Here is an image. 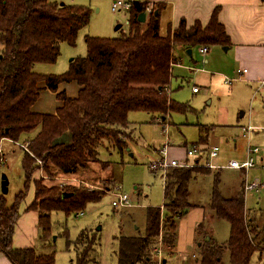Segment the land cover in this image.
Wrapping results in <instances>:
<instances>
[{"label":"trees","instance_id":"16d2710c","mask_svg":"<svg viewBox=\"0 0 264 264\" xmlns=\"http://www.w3.org/2000/svg\"><path fill=\"white\" fill-rule=\"evenodd\" d=\"M148 5V1H133L127 10V33L113 38L86 35L85 56L73 58L60 74H42L33 70L34 65L55 62L60 43L73 45L77 31L89 22L90 10L55 0H0V141H17L21 134L37 130L28 140L27 150H23L24 190L15 195L9 207L0 196V252L12 264H54L52 251L40 253L32 247L12 246L19 204L32 175L40 169L52 175L71 174L91 163H101L98 150L105 142L122 150L125 144L117 137L129 126V111H146L162 118L172 111L187 109L176 103L168 90L175 64L173 47L207 48L229 43L218 20L217 6L205 25L195 21L186 27L181 18L174 29L169 27L166 33H161L159 16L163 4H152L145 22L137 20ZM70 81H76L80 87L77 96L69 98L63 91L58 92L62 105L55 114L31 111L38 97L39 82L56 91L59 83ZM66 131L71 134L68 145L58 142ZM197 172L210 173L206 167L167 169L164 204L145 209L143 234L126 236L120 229L116 237L117 264L153 262L158 238L165 252L172 253L178 223L193 208L188 202V184ZM31 182L33 199L26 209L37 212L44 240L51 212L77 213L86 203L98 201L102 196L82 186H46L33 179ZM218 183L216 173L209 208L228 222L229 237L220 244L198 224L195 263L223 264L221 255L226 250L231 264H250L253 254L264 248V221H260L263 215L257 218L247 215L241 185L234 196L224 198ZM84 235L82 232L78 241ZM86 258L88 255L78 251L74 264H90Z\"/></svg>","mask_w":264,"mask_h":264},{"label":"rangeland","instance_id":"374dc122","mask_svg":"<svg viewBox=\"0 0 264 264\" xmlns=\"http://www.w3.org/2000/svg\"><path fill=\"white\" fill-rule=\"evenodd\" d=\"M55 1L89 9V22L77 31L73 45L60 43L59 55L55 62L36 63L33 70L37 73L60 74L66 71L73 58L85 56L86 35L113 38L128 31V11H111L113 0ZM148 7L152 9V5ZM165 23L162 20L161 33H166L170 27L166 28ZM210 49L214 52L208 66L203 63V56L198 48L193 47L190 57L185 48L173 47L174 55L179 56V66L176 64L173 67L169 94L176 103L187 106V109L172 111L162 117L163 119L146 111H129V126L117 137L125 147L119 150L111 146V143L105 142L98 150L101 163L92 164L94 171H89L85 176L81 175V179L76 178L71 183H55V176L42 169L32 175L25 196L19 204V213L24 204L33 199L32 179L33 182L36 180L46 186H82L102 193V196L98 201L86 203L77 213L51 212L46 239L44 240L42 230L37 224L36 234L29 242L30 247L40 253L52 251L54 264H74L78 251L88 255L86 260H89L90 264H117L116 237L120 229L126 236L143 234L145 209L164 204V177L160 171L153 172L148 167L149 159L157 156V151L163 145H170L167 150L168 158L178 160H184L186 157L185 149H192L193 146L199 150L208 149L216 145L219 147L218 156L211 162L219 169L207 168L209 174L197 172L196 177H192L188 184V202L195 208L180 219L174 250L167 254L158 238L153 262L148 264H162V260H165L164 264H196L198 254L194 230L198 224H202L216 242L223 244L227 241L230 229L228 222L218 218L208 207L214 173H219L218 190L225 197H230L238 191L240 178L247 182L256 180L260 187L256 191L245 192V204L250 209L264 210V169L261 167L264 165V91L261 90L259 81L246 80L245 73L222 72L233 69L232 50L225 51L223 46H210ZM210 52L207 54L208 58ZM190 66L197 69L200 66L205 71L191 72L185 69ZM257 71L260 72L261 68H257ZM193 86L198 92L192 91ZM242 112L243 115L240 116ZM247 126H251L253 130L243 136L242 127ZM32 136V132L23 133L16 142L18 145L24 144ZM249 145L257 147L259 152L253 156L254 167L247 171L240 170L245 173L240 177L239 170L228 169L226 165L230 160H244ZM1 146L5 161L3 164L0 162V196L9 207L13 204L15 195L24 190L25 178L21 167L24 151L9 140L1 142ZM187 162L188 166L193 167L192 158L189 157ZM104 163H108V166ZM3 180L6 181L5 193L1 191ZM115 189L127 194L130 201L137 205L127 208L112 206L114 197L111 192ZM78 213L81 215L77 216ZM260 218L263 222L264 213ZM82 232H85V235L78 241L77 238ZM221 259L223 264H231L226 250L223 251ZM250 264H261L258 252L253 254Z\"/></svg>","mask_w":264,"mask_h":264},{"label":"crops","instance_id":"0c3cea01","mask_svg":"<svg viewBox=\"0 0 264 264\" xmlns=\"http://www.w3.org/2000/svg\"><path fill=\"white\" fill-rule=\"evenodd\" d=\"M132 1H141V2L148 1L149 5L155 3L163 4V8L160 10V16H159L160 25L163 20L164 22H166L165 23L166 28L167 26H170L171 29H174L178 25V22L181 18L185 20L186 27L191 26L195 21H199L202 25H205L210 18L212 10L216 6L219 7L218 20L224 26L225 32L229 37L228 45H224L223 47L225 51L226 50L233 51L232 55L235 61L231 63V66L233 68L232 70L228 72L227 71L226 72L222 71V72L235 74V73H239L238 72L239 69L242 70L246 69V71L244 72L246 80L259 81L260 79L264 78V55H262L264 53V0H132ZM145 20H146V16H145ZM213 46H219V45H213ZM194 47L200 50V47L202 46H194ZM192 49L193 47L185 48L186 54L190 57H191ZM206 49L207 51L201 54L203 56L202 57L203 63H206L209 66L214 50L211 51L210 46L207 47ZM208 52H210L209 58L207 56ZM172 53L175 58L174 65H176L177 61L179 60V56L178 57L175 56L173 50ZM177 66H179V64H177ZM234 66L236 67L237 71L236 69L234 70ZM259 67L261 68L260 72L257 71V68ZM185 69H188L191 72L197 70L205 71L204 68L200 66L198 69L191 66L185 67ZM239 74H243V73H239ZM38 87H39L38 97L35 100V102L32 104L30 109L32 112L43 113V114H55L56 110L59 107H61L62 101L57 97L58 92L63 91L67 97L74 98L77 96V93L80 89L76 81L59 83L57 85L56 91H51L50 89L46 88L44 82H39ZM194 87L195 86L192 87V91ZM193 92L195 93L198 92V89L197 91H193ZM241 115H243V112L242 114H240V116ZM36 131L37 130L32 131L33 136L35 135ZM243 133L246 135L247 132L243 131ZM32 137H30V139ZM6 140L9 139H3L1 140V142ZM58 142L64 143L66 145L70 144L71 142L70 132L69 131L64 132L58 138ZM13 150L14 149H12V151ZM217 156L215 158H217ZM261 160L263 159L261 158ZM92 164L95 163H91L88 168L79 170L76 173H71V174L55 173L54 174L55 180L53 181L55 183H61V182L71 183L74 180H76V178H80L81 175L85 176L89 173V171H94L91 168L93 166ZM263 166L264 165L261 166L262 169H264ZM217 174L219 178V173ZM239 174H241L240 177H242V174L245 175V173L241 171ZM245 181H246L245 179L240 178L238 183L239 184L238 191L241 188L240 185L242 186L243 197L245 196V192H248V191H244L243 189V183ZM236 193L237 191H235V193L231 196H234ZM189 194L190 192H188V197ZM221 196L224 198H228L223 196L222 194ZM30 202L24 204L22 210L19 213V217L15 223V227L12 235V246L15 248L30 247L31 245L29 242L32 240V236H35L37 231L38 214L36 211H32V210L28 211L26 209L27 206L30 204ZM244 206L247 215L249 214L250 216L257 218L259 214L263 215L264 213V210L261 209L254 210L248 208L245 204V198H244ZM208 207H209V203H208ZM193 208H195L194 205ZM194 241H196L195 237H194ZM195 247H196V242H195ZM0 264H12V263L0 252Z\"/></svg>","mask_w":264,"mask_h":264},{"label":"built area","instance_id":"2783aa9c","mask_svg":"<svg viewBox=\"0 0 264 264\" xmlns=\"http://www.w3.org/2000/svg\"><path fill=\"white\" fill-rule=\"evenodd\" d=\"M133 3L132 0H113L111 3V11L115 12L117 10L123 9V10H129L131 4ZM145 14H149L151 12V9L149 7L146 8L144 11ZM201 53H205L207 51L206 47H200L199 50ZM246 69L238 70L239 73H244ZM260 82V88L262 91H264V78L259 80ZM193 91H197V88H193ZM252 130L251 126L242 127V131L249 133V131ZM245 136V134H244ZM10 140V139H9ZM1 142V141H0ZM11 143H13L15 146H18L20 149L27 150L28 141L26 143L18 145L16 141L10 140ZM170 145H163L162 148H160L157 151V156H154L149 159L148 161V167L153 171H160L162 176L165 178L166 171L168 168L171 167H190L188 166V158H192L194 160V164L192 166H200V167H206L209 169H219V167L211 162L212 159H214L219 151V147L214 145L211 146L208 149H198L196 146H193L192 149H185V155L186 157L184 160H178L176 158H168L167 150ZM248 149L246 150V157L242 161L237 160H230L226 167L236 170H243L247 171L248 169L252 168L254 166V154L258 153L257 147L248 146ZM5 161V158L2 153V147L0 144V162ZM264 168V166H263ZM259 183L255 180L252 182L245 181L243 184L244 191H251V190H257L259 188ZM117 188V187H116ZM118 189H115L113 192H111V195L114 197V199L111 201L112 206L119 207V208H127L135 206L132 201H130V198L127 194L121 193L116 191ZM81 215V213L76 214ZM259 253V260L261 264H264V248L260 249L258 251Z\"/></svg>","mask_w":264,"mask_h":264},{"label":"water","instance_id":"95a60500","mask_svg":"<svg viewBox=\"0 0 264 264\" xmlns=\"http://www.w3.org/2000/svg\"><path fill=\"white\" fill-rule=\"evenodd\" d=\"M60 4H62V2H60ZM145 16H146L145 12H141L140 15L138 16L137 20L139 22H144L145 21ZM188 53H189V51H188ZM1 191H2V193L6 192V181L5 180H3L2 183H1ZM207 239H208V237L205 238V240H207ZM164 262L165 261L162 260V263H164Z\"/></svg>","mask_w":264,"mask_h":264}]
</instances>
